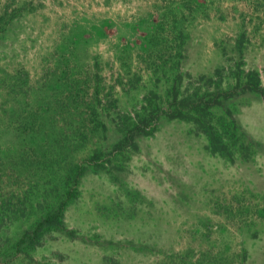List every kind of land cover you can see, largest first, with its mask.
<instances>
[{
	"label": "rangeland",
	"instance_id": "rangeland-1",
	"mask_svg": "<svg viewBox=\"0 0 264 264\" xmlns=\"http://www.w3.org/2000/svg\"><path fill=\"white\" fill-rule=\"evenodd\" d=\"M0 264H264V0H0Z\"/></svg>",
	"mask_w": 264,
	"mask_h": 264
},
{
	"label": "trees",
	"instance_id": "trees-1",
	"mask_svg": "<svg viewBox=\"0 0 264 264\" xmlns=\"http://www.w3.org/2000/svg\"><path fill=\"white\" fill-rule=\"evenodd\" d=\"M55 219H57V217H52V216L48 215L47 217L39 220V223L37 224V228L41 230L42 228H44L48 225L56 224L57 222H55Z\"/></svg>",
	"mask_w": 264,
	"mask_h": 264
}]
</instances>
